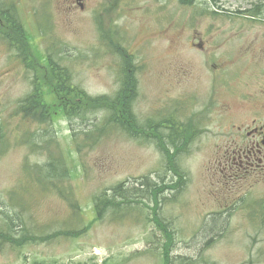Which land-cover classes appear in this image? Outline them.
I'll return each mask as SVG.
<instances>
[{
	"label": "rangeland",
	"instance_id": "1",
	"mask_svg": "<svg viewBox=\"0 0 264 264\" xmlns=\"http://www.w3.org/2000/svg\"><path fill=\"white\" fill-rule=\"evenodd\" d=\"M49 54L91 96L136 81L133 133L112 106L68 115ZM262 104L264 0H0V264H264V186L208 176Z\"/></svg>",
	"mask_w": 264,
	"mask_h": 264
},
{
	"label": "flooded vegetation",
	"instance_id": "2",
	"mask_svg": "<svg viewBox=\"0 0 264 264\" xmlns=\"http://www.w3.org/2000/svg\"><path fill=\"white\" fill-rule=\"evenodd\" d=\"M249 50L251 48L247 47L246 51ZM247 62L249 60L243 58L241 69H234L235 73L241 75L242 68L244 70L243 65ZM221 77L223 74H220ZM221 86H224V83ZM244 98H247L243 102L244 105L251 102V98L246 93L242 94V101ZM259 106H262L264 110V104ZM258 116L261 117V113H258ZM251 122V125L239 126L238 131L216 132L215 149L217 152L209 157V178H216L218 182H224L225 185L243 183L248 187L264 186V121L262 118H254ZM250 192L242 198V202L247 200L248 196H252ZM222 195L225 194L222 193ZM237 198H241V195H235V199Z\"/></svg>",
	"mask_w": 264,
	"mask_h": 264
},
{
	"label": "trees",
	"instance_id": "3",
	"mask_svg": "<svg viewBox=\"0 0 264 264\" xmlns=\"http://www.w3.org/2000/svg\"><path fill=\"white\" fill-rule=\"evenodd\" d=\"M48 63L51 69V76H52V87L55 89V92L61 96L60 100L69 106H66L67 109L71 107L74 110V115H80L81 110L90 106H95V104H98L100 108L108 109V106H112V112L111 115L108 118V121L110 122H116L124 125L128 119L130 121L135 120V115L133 113V93H135V88L137 87L136 82L133 80V82L130 81H123L121 89L118 91L115 97L109 98V96H99V97H89L84 90L81 88L71 89L72 87L69 86V81H66V77L68 76V71L66 70L67 67L64 68L57 62L56 59L51 55L50 58H48ZM137 90V88H136ZM35 94L33 95L35 98H33V108L36 112L37 109H39L43 103L41 101V96L38 94V86L35 87ZM128 93V94H127ZM73 95V97H71ZM68 98V102L67 99ZM76 97H79V101H83L86 104L84 106L77 104L76 106L71 105V101L76 99ZM178 146V145H176ZM101 200V198H99ZM102 214H100L99 217ZM219 225L222 223L221 220L219 221ZM217 220H215L213 223H211L207 229H212L213 227H216ZM7 234L2 233V236H5ZM9 236V235H8ZM17 241H22V239H18ZM40 264H44V262H40ZM164 264H170V257L168 253H166Z\"/></svg>",
	"mask_w": 264,
	"mask_h": 264
},
{
	"label": "bare ground",
	"instance_id": "4",
	"mask_svg": "<svg viewBox=\"0 0 264 264\" xmlns=\"http://www.w3.org/2000/svg\"><path fill=\"white\" fill-rule=\"evenodd\" d=\"M1 125V124H0ZM6 125V124H5ZM3 130V129H2ZM159 188H161V187H159Z\"/></svg>",
	"mask_w": 264,
	"mask_h": 264
}]
</instances>
